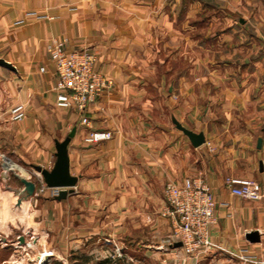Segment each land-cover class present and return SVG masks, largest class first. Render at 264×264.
<instances>
[{"label":"crops","instance_id":"0c3cea01","mask_svg":"<svg viewBox=\"0 0 264 264\" xmlns=\"http://www.w3.org/2000/svg\"><path fill=\"white\" fill-rule=\"evenodd\" d=\"M55 40L95 50L112 80L88 124L57 105ZM0 57L16 68L0 65V264H70L80 245L128 235L158 264H264V0H0ZM19 103L26 116L15 120ZM72 129L79 179L59 200L34 166L52 168ZM91 130L113 135L88 143ZM6 160L23 169L5 173ZM28 175L36 192L19 202ZM230 176L256 180L262 199L232 193ZM186 178L217 202L212 247L197 257L171 243L164 214L166 183Z\"/></svg>","mask_w":264,"mask_h":264},{"label":"built area","instance_id":"2783aa9c","mask_svg":"<svg viewBox=\"0 0 264 264\" xmlns=\"http://www.w3.org/2000/svg\"><path fill=\"white\" fill-rule=\"evenodd\" d=\"M57 76V105L63 108H76L82 113V122L88 124L85 114L90 105L95 104L104 91L112 84L104 73L96 67L98 55L93 49L84 47L68 50L66 40L53 41L48 48ZM45 71V67H41ZM15 120L26 116L23 103L12 110ZM111 130H91L85 137L88 143H99L112 137ZM10 161L5 162L4 172L10 168ZM16 168L23 169L13 163ZM43 182V180H42ZM226 184L231 192L250 200L262 199L259 183L249 177L230 176ZM50 188L51 194H59L60 187H50L45 182L42 188ZM168 209L164 212L172 220V242L181 241V248L187 256H199L212 247L209 228L217 220L214 192L204 180L186 178L182 182L168 180L165 186Z\"/></svg>","mask_w":264,"mask_h":264},{"label":"water","instance_id":"95a60500","mask_svg":"<svg viewBox=\"0 0 264 264\" xmlns=\"http://www.w3.org/2000/svg\"><path fill=\"white\" fill-rule=\"evenodd\" d=\"M0 65L12 70H16L15 66L11 62L2 57H0ZM178 127L190 137L192 143L195 146H199L205 142V136L202 132H194L193 130L186 128L180 123L178 124ZM74 134L75 129H72L71 132L63 140L56 141V160L52 168L48 169L40 165L34 166L36 172L38 173L37 175L48 186L61 188L59 194L55 196V198L59 200L65 198L69 192L73 191V188L75 187L79 179L77 175H73L70 171L69 143ZM259 145H261V140H259ZM19 179L23 184V187L17 190L20 195L18 201L21 202L23 198H28L35 194L37 182L26 176H20ZM247 236L251 241H258L260 239L258 231L248 232ZM23 239L24 238L21 237V240ZM174 245L181 246L182 242L177 241L174 243Z\"/></svg>","mask_w":264,"mask_h":264},{"label":"rangeland","instance_id":"374dc122","mask_svg":"<svg viewBox=\"0 0 264 264\" xmlns=\"http://www.w3.org/2000/svg\"><path fill=\"white\" fill-rule=\"evenodd\" d=\"M14 161L16 162V160ZM26 177L34 180L32 175ZM59 262L62 263L63 261L60 260ZM68 262L70 264H143L148 262L158 264L162 260L157 256H146L137 249L134 237L128 235L123 238L122 242L119 243L118 240V245L112 239L99 240L90 248H83V245H80L75 253L70 254Z\"/></svg>","mask_w":264,"mask_h":264},{"label":"bare ground","instance_id":"6f19581e","mask_svg":"<svg viewBox=\"0 0 264 264\" xmlns=\"http://www.w3.org/2000/svg\"><path fill=\"white\" fill-rule=\"evenodd\" d=\"M10 166H15L13 163H10Z\"/></svg>","mask_w":264,"mask_h":264}]
</instances>
